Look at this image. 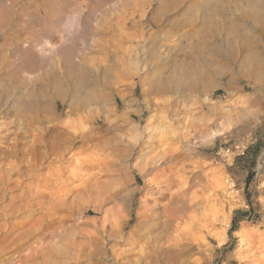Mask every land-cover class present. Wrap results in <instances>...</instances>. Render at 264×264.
<instances>
[{"label": "rangeland", "instance_id": "obj_1", "mask_svg": "<svg viewBox=\"0 0 264 264\" xmlns=\"http://www.w3.org/2000/svg\"><path fill=\"white\" fill-rule=\"evenodd\" d=\"M215 1L228 10V30L213 27L211 0H0V168L25 167L30 156L9 158V149L26 150L42 139L48 144L64 129L76 136L78 146L84 132H107L108 140L98 147L66 157L84 163L91 156L113 166L98 167L86 177L102 187L106 203L101 208L83 203L44 223H62L69 238L61 231L44 240L25 235L40 214L31 220L24 213L11 217L7 231L0 232V264H264V0H248L253 7L241 0ZM216 33L225 43L213 42ZM62 39L65 51L54 55L46 43ZM114 48L145 52L142 63L133 57L127 66L131 76L118 84L95 75L100 67H110L112 75L119 60ZM159 52L160 61L155 57ZM33 54L41 59L54 55V67L67 73L70 66L60 58L65 54L84 69V78L93 84L89 93L109 99L78 116L70 112L73 100L59 98L52 105L45 100L44 115L51 120L30 124L31 87L20 82L28 74L18 66ZM191 54L205 64L203 71H215L206 89L172 87L159 93V81L176 83ZM253 66L259 67L258 77ZM116 109L144 136L127 161L113 150L125 144L115 138L116 122L109 119ZM78 119L84 122L73 126ZM117 123L123 124L122 119ZM125 164L132 168L127 174L118 171ZM141 167L144 174L137 171ZM170 176L176 181L169 190ZM187 189L196 204L170 225L164 207L172 193L185 196ZM167 190L162 199L158 193ZM145 206L160 214L162 225L152 232L145 230L151 223ZM42 246L47 253L36 261L33 255Z\"/></svg>", "mask_w": 264, "mask_h": 264}, {"label": "bare ground", "instance_id": "obj_2", "mask_svg": "<svg viewBox=\"0 0 264 264\" xmlns=\"http://www.w3.org/2000/svg\"><path fill=\"white\" fill-rule=\"evenodd\" d=\"M240 2L242 4L247 3L248 5V6L246 5L247 7H251V6L253 7V5L248 0H241ZM240 2L239 4H241ZM170 7L173 8V4H170L168 6V8ZM208 10H210L209 17L210 20L212 21L211 23H213L212 24L213 27L216 28L217 31L228 30L227 23H228L229 15H228V10L225 8V6L215 0H211ZM58 23H60L59 20H56L54 22V24L57 27H58L57 25ZM43 31H45V29ZM220 35L221 34L216 33V35L214 36L215 37L214 40L212 39L213 42L225 43V40L223 41L222 38H219ZM11 41H7V44L8 43L10 44ZM17 41H19V39L17 40L15 39L12 42L18 43ZM57 43L58 44L56 45L55 44L53 45L52 41H48L46 43L47 48L55 50L54 55L58 54L61 51H65L64 49L65 45L63 44V39L59 40V42ZM226 43L229 44L228 42ZM35 46L36 44L34 45V47ZM118 49L119 51L114 48V51L112 52L116 58L117 57L119 58V60L117 59L118 61L116 62V68L114 72H112V75L110 76L111 74L110 67H109V71L106 70L107 68H105L104 70L102 69V67H100L95 72L96 76H102L106 81H108V77H110L111 79H115L116 81L115 80L114 81L117 84L121 83L122 80L126 79L128 76H131V73H129L127 66L131 68L133 64V63L131 64V62L134 61L133 57H135L136 59L135 61L138 62L139 64L144 62L142 57L144 56L143 54H145V52L140 51V49L134 50L135 48L128 49L126 51H121L122 49L120 48ZM109 52H105V53L109 54ZM71 53L73 52H70L69 56ZM35 55L33 54L32 56H30V58L28 57L27 60H21L18 66L21 67L22 71H26L27 72L26 74H28L22 77V80L20 82L22 84L27 83V85L31 87L30 94L32 98V103H31L32 115H30L31 118L29 119L30 124H37L51 120V117L49 118L44 115L43 110L46 109L44 103L45 100H49L51 105L53 101H56L59 98H64V99L68 98L71 101L73 100L72 101L73 103H71L73 105L71 106L70 112L78 116L79 112L88 111L91 104L93 103L101 104L106 99H109L106 96L107 94L99 96L89 93V91L92 90L91 87L93 84H90L89 81H87L84 78L85 75V72L83 71L84 69L82 68L83 70H81L80 69L81 67H78L77 64L70 62L69 60H71V58L68 60L67 58H65L64 56L65 54H63L62 57L60 58L61 59L63 58L64 62H68L70 66V69L67 73H65V71L59 72L60 69L58 70L57 66L56 68L54 67V63H55L53 60L54 55L49 57L48 59L45 58L41 59L39 58V56H35ZM106 55L107 54L103 56ZM192 55L193 54L189 56L191 57V60H189L188 63L185 62L187 64L183 66V68H181L182 70H180L181 71L179 76L180 78L176 77L177 81L176 80L175 81L177 85L176 86L174 85L175 82L173 83L172 78L169 79L166 78V80L162 79L161 81H159V85H158L159 87L156 88L158 89L159 93L169 92L171 91L172 87H177V88L184 87L186 90L189 89L194 92H198L203 89H206L208 81L212 78L215 71H208V72L203 71L202 68L205 64L200 59L196 58L195 55L193 56ZM155 57L159 61L164 58L162 57V54L161 55L155 54ZM64 62H63V66H64ZM200 69L202 71H199ZM39 70L43 72L38 73L37 71ZM259 71H260L259 67L253 66L251 68V72L253 76L258 77L259 74L261 75ZM36 72L38 74L33 75ZM128 104H131V102ZM214 111L215 110H213V112ZM110 118H113L115 120L114 122H116L114 131L116 130L117 135L115 138L116 139L121 138L125 142V144H122L121 146L114 147L113 150L116 152V155L119 158H122L123 160L127 161L132 156L131 152H133L134 150L133 148L137 147L140 144L141 139L144 138V136L141 138V133H142L141 128L138 126L132 127L131 125L132 122L130 121L131 119L128 118V116L123 117L121 114H119L117 109L109 113V119ZM52 119L57 120L58 117H55L54 115ZM121 119L123 124L119 125V123L117 122H119V120ZM83 122L84 120L78 119V122L72 121L71 124H73L74 126L75 124L79 125ZM247 124H248L247 121L243 122L241 124V127L244 125L246 126ZM106 131H110V130L108 129ZM216 135L217 133H215V135L212 133V136L210 137L213 138ZM170 136L172 137V135ZM81 139H82L81 145L78 146L76 136L68 132L66 129H64L63 131H60L55 135H53L51 141L48 144H46L42 139L39 140V144H33L32 146L28 147L26 150L20 148L19 146H15L9 149L8 152L9 158L12 157L17 158L19 155L25 156L28 154L30 156L29 161L30 160L31 161L29 164H26L25 167H22L23 169L17 168V165L15 163L10 165L9 168L6 170H2L0 168V185H2V188H0V204L6 201L8 202L7 205L0 208V213H1L0 221L2 222V224H0V232H2L3 230L7 231L10 225L9 219L15 216L16 214H22V213L27 214L30 220L33 217L40 214L41 216L37 219V221H35L31 230L27 231L25 235L35 236V234H37L41 238V240H44L45 238H48L50 235H53L52 237L56 238V236L54 235L55 232L61 231L60 236L69 238L71 237V235L67 233V230L64 228V225H62V223L58 222L56 227H53L52 225L46 227L44 223L50 221L53 217H55V214L57 212L68 209L73 210L76 208V206L83 205V203L92 202L100 208L106 203V199L102 197L103 196L102 187L97 183L96 179L91 176L89 178L86 177L89 175V173H91L94 169L98 167H102L104 170H106L112 168L113 166L110 163L105 162L103 160L102 161L94 160L91 156H86L84 163H80L79 160L76 161L70 160L68 157H66V154L68 152L75 150H83L84 152H86V151H90L91 148L98 147V145L101 144L100 142H104L108 140L107 132L106 134L104 133L101 135H93L89 131L84 132ZM105 144L106 143H104V145ZM103 149L105 151V147H103ZM221 153L224 154L223 152ZM139 158L143 159L141 155ZM49 159L50 162L47 163V160ZM66 163H68L69 165L63 167V164ZM71 168L72 170H70ZM120 170L121 172H124V174H127L132 170V168L128 164H125L121 166V168L118 171ZM137 171L142 174L145 173L144 167L137 168ZM15 176H18L17 180H13ZM174 177L175 176H170L168 178L167 189L173 187L172 182L176 181V178L174 179ZM219 187L220 185L216 186L218 190H223L222 186L221 189H219ZM212 189L214 190V188ZM17 190H21L22 195L20 196L7 195L8 191L12 192ZM169 190L159 192L158 194L163 199V197L167 195ZM188 192L189 191L187 189V191L184 194L185 196H183L182 194L183 197L179 194L180 192H175L172 194L170 193L171 198L169 199L168 204L164 207L165 213H168L170 216V220L168 221L170 225H172L175 219L174 217L176 215L182 212H186L196 204L195 203L196 199L194 200L192 196H189L190 193ZM147 209L151 213H153V215L148 216L146 213V211L148 212ZM156 209H157L156 207L148 208V206L147 207L145 206V218L149 217L151 222L148 227L145 226V230L147 231L152 232L153 230H156L155 227H159L162 225V222H160V214L157 213ZM33 221L34 219L31 222ZM115 229H116V225L113 227L112 231ZM0 246H1V242H0ZM46 250H47V246L45 247L42 246L37 252H35V254L33 255L36 257L35 260L39 261V258L41 256H44L45 253H47Z\"/></svg>", "mask_w": 264, "mask_h": 264}, {"label": "trees", "instance_id": "obj_3", "mask_svg": "<svg viewBox=\"0 0 264 264\" xmlns=\"http://www.w3.org/2000/svg\"><path fill=\"white\" fill-rule=\"evenodd\" d=\"M237 229L235 228L234 231H236Z\"/></svg>", "mask_w": 264, "mask_h": 264}]
</instances>
